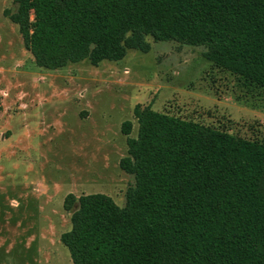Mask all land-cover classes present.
<instances>
[{"label":"trees","instance_id":"16d2710c","mask_svg":"<svg viewBox=\"0 0 264 264\" xmlns=\"http://www.w3.org/2000/svg\"><path fill=\"white\" fill-rule=\"evenodd\" d=\"M5 11L37 65L147 52V39L203 45L213 66L264 90V0H13ZM120 167L125 205L68 194L61 234L73 264H264V136L249 137L150 105L134 109ZM133 123L121 131L129 135Z\"/></svg>","mask_w":264,"mask_h":264},{"label":"rangeland","instance_id":"374dc122","mask_svg":"<svg viewBox=\"0 0 264 264\" xmlns=\"http://www.w3.org/2000/svg\"><path fill=\"white\" fill-rule=\"evenodd\" d=\"M16 8L0 0V264H73L61 242L70 193H106L125 205L134 178L119 162L137 133V105L264 136V90L213 66L205 46L148 36L147 52L50 69L5 15Z\"/></svg>","mask_w":264,"mask_h":264}]
</instances>
